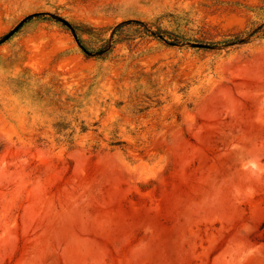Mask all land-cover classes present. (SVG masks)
Masks as SVG:
<instances>
[{
    "label": "rangeland",
    "instance_id": "374dc122",
    "mask_svg": "<svg viewBox=\"0 0 264 264\" xmlns=\"http://www.w3.org/2000/svg\"><path fill=\"white\" fill-rule=\"evenodd\" d=\"M37 12L0 43V264H264V0H0V40Z\"/></svg>",
    "mask_w": 264,
    "mask_h": 264
},
{
    "label": "water",
    "instance_id": "95a60500",
    "mask_svg": "<svg viewBox=\"0 0 264 264\" xmlns=\"http://www.w3.org/2000/svg\"><path fill=\"white\" fill-rule=\"evenodd\" d=\"M41 14V12H37V13H33V14H30L28 16H26L25 18H23L8 34H6L1 40H0V43L6 39H8L10 36H12L14 34V32L20 28L22 26V24L27 20L29 19L30 17L32 16H36V15H39ZM53 17L57 18L59 21L63 22L64 24H66L69 28H71V30L73 31L75 37H76V33H75V30H74V27L72 26L71 23H69L66 19L62 18V17H59V16H56V15H52ZM193 46L195 47H208L207 44H203V43H193Z\"/></svg>",
    "mask_w": 264,
    "mask_h": 264
},
{
    "label": "trees",
    "instance_id": "16d2710c",
    "mask_svg": "<svg viewBox=\"0 0 264 264\" xmlns=\"http://www.w3.org/2000/svg\"><path fill=\"white\" fill-rule=\"evenodd\" d=\"M128 23H131V21H127ZM135 24H142L139 20H134L133 21ZM261 30V27L256 31V32H258V31H260ZM87 51V50H86Z\"/></svg>",
    "mask_w": 264,
    "mask_h": 264
}]
</instances>
